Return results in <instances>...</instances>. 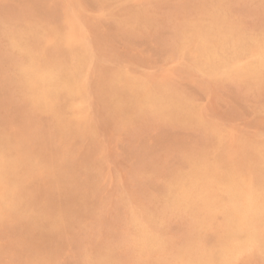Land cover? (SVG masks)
<instances>
[{
  "label": "rangeland",
  "instance_id": "374dc122",
  "mask_svg": "<svg viewBox=\"0 0 264 264\" xmlns=\"http://www.w3.org/2000/svg\"><path fill=\"white\" fill-rule=\"evenodd\" d=\"M151 1L153 4L151 3ZM259 1L260 0H252V1L251 0H216V1L215 0H205V1L204 0H197V1L195 0H79V1L78 0L75 1L74 0H67V1L66 0H0V25H1L0 43L2 44V45L0 44V61L2 62V63L0 62V68H1L0 69V128H1L0 133H2L0 134V138H1L0 139V148H1L0 177L2 178L4 175L2 179L0 178V198H1L0 202L3 203V205L0 203V210H2L0 212V264H25V262L27 264L28 261H29L28 264H39V263L40 264L43 263L44 264H102L104 262H105L104 264H109V263L127 264V261L128 264L131 263L146 264V262L147 264H151V263L167 264L166 262H168V264H172V263L183 264V260H185V258H183V256L180 255L181 252L180 250L181 248L183 249V247H185L187 243L191 242L193 244V247L190 248L191 252L189 250L190 253L188 256L193 262L195 260L194 258H197L201 247L207 246L209 248L218 241L219 237L222 235V231H220L221 230L220 225L222 223L221 216L217 214V216L212 215L211 217L209 216L207 217L205 213L199 211L197 217L195 212L193 211L194 209L190 208L191 210H189V208H184L181 205L178 204L175 205V203H173L174 202L173 197L177 193L175 189L177 188L176 185L178 184L176 183L178 181H181V179L179 178L184 177L185 173L187 174L188 173L187 171L192 170L197 163L205 162L207 164H212V163L221 162L224 165L221 163L220 165L222 166L226 165L225 167L234 169L233 172L235 173L237 179L240 177L239 180L242 181L246 179L248 176V178L250 179H246L243 181L244 184L247 182L245 185L247 186L250 185L249 187H253V188H262L264 193V171H263L264 170V153H263L264 152V143H263L264 142V137H263L264 135V70L259 72L257 75H236L232 73L231 74L224 72L222 73L221 71H211L202 65L203 59L200 55L197 54L196 43L198 36L201 34L202 36L207 34L205 36L207 39H209L208 33L212 34V32L216 31L217 25L218 28H223L224 26H229L232 28L234 27L237 32L242 34H247L252 36L256 35V37L264 36V21H263L264 1L263 0H261V2ZM115 3H119V4L122 3V4L120 6H118L119 4L118 5L116 4L115 6H113L115 8H113L112 5H114ZM143 3H145L144 4L145 6L143 5ZM231 7H233V9ZM69 8H70V12H69ZM104 9L105 11H103ZM106 9L108 10V13ZM29 13L30 15H28ZM205 13L209 14L210 17ZM36 14L38 15L36 16ZM214 14L216 17L214 16ZM33 15L36 16V17L34 16V20L32 19ZM41 16H43L44 18ZM219 18H221L222 20H219ZM14 19H16L17 21ZM257 19L260 20L259 23ZM39 20H41L43 23H41V21ZM222 21H225L226 23ZM64 22L68 25L66 26ZM227 22L230 23L231 25L228 24ZM14 23H16V25ZM253 24L256 26V28ZM23 26L25 27L27 26V27L23 28ZM190 26L194 28H191ZM251 26L254 28H252ZM13 27H16L18 29L16 28L14 29ZM44 27L48 29L45 28L46 29L45 30ZM37 29L39 32L37 31ZM53 30L55 31V33ZM253 30H255V32H252ZM19 31H21V33H18ZM46 32L49 33L46 34ZM61 32L63 33V35ZM51 33H53L54 35H52ZM41 35H43V37ZM29 36L30 37L32 36V38H30ZM26 37L28 38L27 40H25ZM51 38L52 41L50 40ZM20 39L24 40V42L22 40L20 41ZM87 42L89 43L87 44ZM56 43L57 45H55ZM32 44L34 45V47H32L33 46ZM26 45L27 47H25ZM44 47L46 48L44 49ZM61 47H63L64 49L63 48L61 49ZM173 47L174 49L172 50ZM30 52H32L33 54ZM4 53L6 57L4 56ZM45 55H48L47 59H46L47 56ZM72 55L74 56V58H71L73 57ZM4 57L7 58L8 60L5 59ZM28 57L29 59L31 58L32 60L30 59L31 61H29ZM105 58L108 59V61ZM15 59H17V61H15ZM19 59H21V61ZM248 59L251 64L256 62L255 56H250ZM40 61L41 64L39 65ZM54 61L56 62V64L54 63ZM23 62L24 65H22ZM29 62L31 63L29 64ZM42 63L44 65H42ZM49 64L50 66L47 69L52 75L51 81H48L47 82L48 84L44 86L42 84L38 85L40 82L38 81L37 77H35L34 75L40 74L41 72H43V70L45 71L46 69L44 68L48 67ZM62 65H64L65 67ZM71 65L74 66L72 67ZM32 66L35 71L31 69ZM37 66L39 67L37 68ZM87 66L89 67L91 66V67L87 68ZM122 66H124V68ZM25 67H28L29 69H26ZM80 67H82V69ZM58 68H60L61 70H57ZM86 68L88 70H86ZM67 69H69L68 70L69 73L67 72ZM30 73H32L33 75ZM57 73L58 74L60 73V75H58ZM24 75H26V77ZM27 75H32V76H27ZM149 76L151 77V79ZM71 77L74 79L72 80ZM65 79L69 81L72 80L71 81L72 84L75 83L73 85L74 87H72V90L67 89L68 92H66V89L63 88V84H62ZM59 80L60 81L62 80V82H60ZM211 82L213 83L210 84ZM30 83L34 85H31ZM103 84H105L106 86H104ZM204 84L205 85L207 84L208 87H206ZM99 86L101 89L99 88ZM70 91H72V93ZM27 92H29V94ZM138 92H140V95ZM49 94L50 96H48ZM93 94L94 97L92 96ZM142 95L145 96L143 97ZM140 96L142 98H140ZM71 97L73 98V100H75V102L71 100L72 99ZM124 97L127 98L128 100L125 99ZM77 98L78 99L80 98L81 102H79L80 99L79 101H77ZM42 99L46 102V104ZM88 100L90 103L88 102ZM58 103H60L59 107L57 105ZM105 104H107V107H105L106 106ZM139 104H141L140 107ZM165 104H167V106ZM198 104L200 109L197 108ZM60 106L61 107L66 106V107L61 108ZM191 106H193V108ZM54 109L56 111H54ZM76 110L79 111L77 112ZM189 112H191L192 114H190ZM62 113L64 116L62 115ZM184 113L187 114L184 115ZM200 114H203L204 117L203 120H207V122L202 121L201 118L203 117L202 116L200 117ZM215 117H217L218 120ZM193 118L196 119L194 120ZM181 119L184 124H182V122H179L181 121ZM60 120L63 121L61 122ZM174 121L177 123V125ZM188 121L190 122V124L188 123ZM208 121H212V122H208ZM79 123L80 125H82L81 127H79L80 126ZM210 123H212V126L213 125L216 126L212 127ZM218 123L220 125L223 124L222 127H219ZM206 125H208L207 127L209 128L206 129ZM63 126L65 129L63 128ZM33 128L36 130L39 129V131L33 130ZM212 128L215 129L216 131L213 130ZM14 129L16 132L14 131ZM18 130L21 131L20 134H18L19 133ZM216 132H219V134L217 135ZM233 132L236 133L233 134ZM63 133L66 134L63 135ZM35 134L37 135L34 136ZM49 134L51 138H49L50 137ZM79 135L81 138L78 137ZM255 135L259 139L261 137L260 139L261 141L258 140V138ZM42 138L44 140H42ZM22 139L23 140L29 139V140H27L28 141L27 142L25 140L21 141ZM47 139L50 140L48 141ZM78 139L81 141H78ZM215 139L216 141H214ZM9 140L11 141V143L8 142ZM223 141L226 142L224 143ZM62 142L64 144H62ZM28 143L29 145L26 146L25 144ZM41 143H43L44 145ZM13 144H15L16 147H14L15 145L13 146ZM34 144L35 146H33ZM96 144L98 146H95ZM8 145L11 148L10 147L7 148ZM53 145L54 146L56 145V147H53ZM217 145L219 148H217ZM4 146L6 147V149H2ZM38 146H40L38 149L39 151L37 150ZM189 147L191 148L189 149ZM22 148L25 149L26 151L29 150V152H26ZM61 148H63V150ZM211 151L212 153H210ZM215 151L216 152L219 151V152L215 153ZM4 152L7 153L5 154L8 157L4 154ZM13 154H15V156ZM198 154L203 155V156L201 155L202 159L199 158L200 156ZM250 154L252 157L250 156ZM4 155L7 158H5ZM240 156L243 159H245L246 164L244 163V161ZM187 157H189L191 161ZM10 158L12 159V161L13 160L14 161L12 162ZM15 158L17 159L15 160ZM8 160L11 161L12 165L10 162H8ZM82 161L84 162V164ZM66 162L67 163L70 162V163H68L67 165ZM5 163L7 164L9 163L10 166L6 165ZM231 163L234 164L232 165ZM241 163L243 164L241 165ZM40 164L43 166V168L39 167ZM244 164L246 167L244 166ZM6 166H9L8 167L9 169H7ZM19 166L20 168H18L17 170L16 167ZM30 167L32 169H30ZM174 168L179 173L176 172ZM249 168H251L252 171ZM172 169H174V171ZM247 169H249L250 171ZM27 170H29V172H27ZM67 170H70V172ZM238 171L240 172V174ZM175 173L177 174L181 173V174L177 175ZM236 173H238L239 175ZM45 175L47 176V178H44ZM41 176L44 177L42 178ZM169 177L173 178L174 180L171 179L170 182ZM92 178L95 180H93ZM32 179L35 180L33 181ZM167 180L168 182H166ZM172 180L174 182H172ZM249 181L252 183H250ZM162 185L164 186V189L162 188L163 187ZM46 187H48L50 190ZM26 188L27 190H25ZM7 190L8 191L11 190V191L8 192ZM165 190L168 192V194ZM60 191H62L63 194ZM23 193L25 194V196L23 195ZM165 194L168 196L167 198ZM13 195H15L13 199L14 201L12 200ZM77 195L79 196V198ZM74 196L77 197L75 198ZM156 197L157 199H155ZM89 199H91L93 203ZM171 201L174 206L171 204ZM138 203H140L141 205L140 204L138 205ZM142 203L143 204L145 203V206H143ZM162 203L165 204L163 205ZM146 205L149 207H147ZM165 205L169 207L167 208ZM49 207L51 208L49 209ZM164 207H166L165 210ZM36 208L38 209L37 211L38 213L36 212L37 210ZM80 208H82L83 210H81ZM143 208L144 211L142 210ZM132 209L133 210L136 209L135 211H137V213L134 211V214L136 215L139 212H141V214L139 213L141 216L139 214H138L139 216L132 214L133 213ZM30 210L32 211L34 210L35 213L34 211L32 212ZM157 210H159V212ZM172 210L174 213L172 212ZM191 211L193 212L194 215L192 214ZM152 213H154L153 216ZM158 213L159 214L161 213L162 215L158 216L159 215ZM167 214L170 215V217ZM143 215H147V217ZM149 217L150 219H148ZM216 217L219 218L217 219ZM203 218H205L206 223H204V221H200ZM260 218L262 219L261 220L262 222L258 220ZM17 219H19V222L17 221ZM141 219H142V223H141ZM185 219H188L189 221ZM263 219H264V215L254 220L255 221L254 223L258 224L256 226L262 230L264 229ZM171 220L172 222L173 221L174 222L173 223L170 222ZM8 222H10L11 224ZM189 222H191L192 225ZM199 222L200 223L203 222V223H201L200 225ZM154 223L156 224L154 225ZM28 224L31 225L29 226ZM137 224L138 226H136ZM204 225L206 226L203 227ZM141 226L142 227L145 226V228L144 227L142 228ZM192 226H194V228ZM196 226H198V228L201 226V229L196 228ZM5 228L6 229L8 228L10 230L8 229L6 230ZM160 228L163 229L160 230ZM211 229L213 231H211ZM147 230L157 234L158 236L160 234L159 238L161 239L162 237L165 240L161 239L160 243L156 245H151V244L148 245V242L144 240L142 236H140V238L138 239L139 235H143L144 231ZM163 230L164 231L167 230V231L164 232ZM156 232H158L159 234ZM173 232H175V234ZM129 233L133 234L134 236L130 235ZM172 233L177 238L173 236ZM182 233L185 234V236H183ZM192 235L193 237H191ZM172 237H174L175 241H173ZM169 238L172 240L170 241ZM195 239L197 240V243ZM138 240L139 242H137ZM204 240L207 242V244ZM67 242L70 244H68ZM161 242L162 244H164L163 242H165V244L163 245L165 248H163ZM132 243L134 245H132ZM181 243L183 246H181ZM24 244L26 245L23 246ZM37 244L39 245L37 246ZM175 245H177L179 249L177 248V246L175 247ZM81 246L84 248H82ZM155 247L158 249H155ZM111 248L113 249L111 250ZM141 248H143L144 251ZM150 248L151 250L153 249L152 252L151 250L149 251ZM174 248H177V250L180 252H177V250ZM109 251L111 253H109ZM158 252H162V253L158 254ZM84 253L86 254V256ZM90 255H92V257ZM116 255L119 257H117ZM190 255H192V257ZM172 256L174 257L175 261ZM103 257L105 258V260ZM152 257L155 258L152 259ZM99 258H101L102 261L100 260L98 262L97 260ZM158 258H159V262H157ZM114 259H116L117 261ZM163 259L164 261H166L165 263L164 262L161 263ZM170 259L172 260L170 261ZM231 259L232 260L230 264H240V263L264 264V249L261 248L260 246L252 245L247 250L241 253L234 254ZM134 261L135 263H133Z\"/></svg>",
  "mask_w": 264,
  "mask_h": 264
},
{
  "label": "bare ground",
  "instance_id": "6f19581e",
  "mask_svg": "<svg viewBox=\"0 0 264 264\" xmlns=\"http://www.w3.org/2000/svg\"><path fill=\"white\" fill-rule=\"evenodd\" d=\"M67 1V0H66ZM75 1V0H74ZM79 1V0H78ZM195 1H197V0H195ZM205 1V0H204ZM216 1V0H215ZM252 1V0H251ZM264 1V0H263ZM77 2V1H76ZM99 2V1H98ZM116 2V1H115ZM124 2V1H123ZM142 2H144V1H142ZM211 2V1H210ZM221 2V1H220ZM236 2V1H235ZM259 2H261V0L259 1ZM74 3V2H73ZM101 3V2H100ZM126 3V2H125ZM131 3V2H130ZM134 3H135V1H134ZM147 3V2H146ZM149 3V2H148ZM151 3H152V1H151ZM203 3H205V2H203ZM65 4V3H64ZM78 4V3H77ZM98 4V3H97ZM118 5L119 3H115L114 5H112V7L113 6H115V5ZM122 4V3H121ZM121 4H119L118 6H120ZM137 4V3H136ZM145 3H143V5H144ZM153 4V3H152ZM207 4V3H206ZM74 5V4H73ZM102 5V4H101ZM111 5V4H110ZM140 5H142V4H140ZM139 5V6H140ZM150 5V4H149ZM217 5H219V4H217ZM226 5V4H225ZM228 5V4H227ZM69 6V5H68ZM81 6V5H80ZM145 6V5H144ZM155 6V5H154ZM197 6V5H196ZM209 6H210V4H209ZM215 6V5H214ZM79 7V6H78ZM101 7V6H100ZM111 7V6H110ZM109 7V8H110ZM117 7V6H116ZM142 7V6H141ZM192 7V6H191ZM222 7V6H221ZM229 7V6H228ZM261 7V6H260ZM76 8V7H75ZM108 8V7H107ZM113 8H115V7H113ZM147 8V7H146ZM153 8V7H152ZM193 8H194V6H193ZM200 8H203V7H200ZM214 8V7H213ZM223 8V7H222ZM232 9H233V7H231ZM79 9V8H78ZM82 9V8H81ZM111 9V8H110ZM109 9V10H110ZM117 9V8H116ZM190 9V8H189ZM231 9V10H232ZM19 10H21V9H19ZM80 10V9H79ZM128 10V9H127ZM126 10V11H127ZM194 10V9H193ZM217 10V9H216ZM260 10V9H259ZM30 11V10H29ZM32 11H33V9H32ZM67 11V10H66ZM82 11H84V10H82ZM103 11H105V9L103 10ZM106 11H107V13H108V10L106 9ZM111 11V10H110ZM116 11V10H115ZM205 11V10H204ZM233 11V10H232ZM258 11V10H257ZM20 12V11H19ZM65 12V11H64ZM69 12H70V8H69ZM118 12V11H117ZM116 12V13H117ZM207 12V11H206ZM218 12V11H217ZM231 12V11H230ZM229 12V13H230ZM33 13V12H32ZM35 13V12H34ZM119 13V12H118ZM129 13V12H128ZM215 13V12H214ZM234 13V12H233ZM262 13V12H261ZM65 14V13H64ZM73 14V13H72ZM150 14H152V13H150ZM197 14V13H196ZM205 14H207V13H205ZM264 14V13H263ZM2 15V14H1ZM28 15H30V13L28 14ZM38 14H36V16H37ZM112 15V14H111ZM110 15V16H111ZM207 15H209V14H207ZM218 15V14H217ZM223 15V14H222ZM3 16V15H2ZM34 16L35 15H33V20H34ZM35 16V17H36ZM40 16V15H39ZM38 16V17H39ZM78 16V15H77ZM88 16V15H87ZM90 16V15H89ZM113 16H115V15H113ZM199 16V15H198ZM214 16H215V14H214ZM41 17H43V16H41ZM63 17V16H62ZM86 17V16H85ZM188 17V16H187ZM192 17V16H191ZM209 17H210V15H209ZM216 17V16H215ZM224 17V16H223ZM30 18V17H29ZM44 18V17H43ZM42 18V19H43ZM83 18V17H82ZM90 18V17H89ZM124 18V17H123ZM218 18V17H217ZM27 19V18H26ZM38 19V18H37ZM59 19V18H58ZM87 19V18H86ZM116 19V18H115ZM224 19V18H223ZM260 19V18H259ZM6 20V19H5ZM8 20V19H7ZM14 20H16V19H14ZM14 20H13V22H14ZM25 20V19H24ZM88 20V19H87ZM219 20H222L221 18H219ZM225 20V19H224ZM229 20H231V19H229ZM258 20V19H257ZM17 21V20H16ZM23 21V20H22ZM39 21H41V20H39ZM50 21V20H49ZM55 21V20H54ZM262 21V20H261ZM264 21V20H263ZM38 22V21H37ZM122 22H123V20H122ZM143 22V21H142ZM206 22V21H205ZM222 22H225V21H222ZM260 22V20H258V23ZM5 23V22H4ZM7 23H8V21H7ZM18 23V22H17ZM26 23V22H25ZM41 23H43L42 21H41ZM65 23V22H64ZM71 23V22H70ZM188 23V22H187ZM201 23V22H200ZM226 23V22H225ZM228 23V22H227ZM2 24V23H1ZM10 24V23H9ZM15 25H16V23H14ZM13 24V25H14ZM19 24V23H18ZM50 24H51V22H50ZM53 24V23H52ZM66 24V23H65ZM64 24V25H65ZM216 24H217V22H216ZM220 24V23H219ZM223 24V23H222ZM228 24H230V23H228ZM239 24V23H238ZM8 25V24H7ZM23 25V24H22ZM47 25H49V24H47ZM68 24H66V26H67ZM75 25V24H74ZM79 25V24H78ZM190 25V24H189ZM207 25V24H206ZM225 25V24H224ZM231 25V24H230ZM254 25V24H253ZM262 25V24H261ZM1 26V25H0ZM9 26H11V25H9ZM37 26H39V25H37ZM58 26V25H57ZM181 26V25H180ZM255 26V25H254ZM257 26H258V24H257ZM260 26V25H259ZM27 27V26H26ZM25 26H23V28H26ZM35 27V26H34ZM33 27V28H34ZM77 27V26H76ZM123 27V26H122ZM184 27V26H183ZM191 27V26H190ZM217 27V30L216 31H214V32H212V34L211 33H208V36H209V39H207L206 38V36L205 35H207V34H205L204 32V36H202V34L201 35H199L198 36V38H197V43H196V50H197V54L198 55H200L201 57H202V59H203V66L205 67V68H207V69H209V70H211V71H221L222 73L224 72V73H232V74H236V75H257L259 72H261V71H263L264 70V36H261V37H256V35H254V36H252V35H247V34H242V33H239V32H237L236 30H235V28L233 29L232 27H229V26H222L223 28H218V25L216 26ZM237 27H239V26H237ZM252 27V26H251ZM14 29L16 28V27H13ZM21 28V27H20ZM39 28H41V27H39ZM38 28V29H39ZM46 27H44V29H45ZM53 28H54V26H53ZM73 28H75V27H73ZM130 28V27H129ZM191 28H194V27H191ZM244 28V27H243ZM252 28H254V27H252ZM255 28H256V26H255ZM12 29V28H11ZM13 29V30H14ZM16 29H18V28H16ZM38 29H37V31H38ZM46 29H48V28H46ZM45 29V30H46ZM51 29V28H50ZM59 29V28H58ZM61 29V28H60ZM209 29H211V28H209ZM237 29V28H236ZM245 29V28H244ZM35 30V29H34ZM33 30V31H34ZM42 30V29H41ZM55 30H56V28H55ZM69 30V29H68ZM204 30V29H203ZM3 31V30H2ZM22 31V30H21ZM21 31H19L18 33H21ZM30 31H31V28H30ZM29 31V32H30ZM43 31V30H42ZM54 31V30H53ZM59 31V30H58ZM62 31H64V30H62ZM80 31V30H79ZM199 31V30H198ZM209 31V30H208ZM242 31V30H241ZM260 31H261V29H260ZM263 31V30H262ZM15 32V31H14ZM29 32H27V33H29ZM35 32V31H34ZM39 32V31H38ZM49 32H50V30H49ZM48 32V33H49ZM51 32H52V30H51ZM243 32V31H242ZM252 32H255V30H253ZM47 32H46V34H48ZM54 33H55V31H54ZM62 33V32H61ZM261 33V32H260ZM25 34V33H24ZM23 34V35H24ZM42 34V33H41ZM52 35H54L53 33H51ZM57 34V33H56ZM74 34V33H73ZM77 34V33H76ZM75 34V35H76ZM86 34V33H85ZM210 34H211V36H210ZM250 34V33H249ZM12 35V34H11ZM14 35V34H13ZM16 35H17V32H16ZM16 35H15V37H16ZM22 35V34H21ZM20 35V36H21ZM38 35V34H37ZM36 35V36H37ZM62 35H63V33H62ZM79 35V34H78ZM191 35V34H190ZM261 35V34H260ZM36 36H34V37H36ZM42 37H43V35H41ZM49 36H51V35H49ZM30 37V36H29ZM44 37H45V35H44ZM54 37V36H53ZM78 37H80V36H78ZM83 37V36H82ZM11 38V37H10ZM13 38V37H12ZM30 38H32V36L30 37ZM39 38V37H38ZM38 38H37V40H38ZM41 38V37H40ZM58 38V37H57ZM62 38V37H61ZM84 38H85V36H84ZM88 38V37H87ZM86 38V39H87ZM179 38V37H178ZM211 38V39H210ZM15 39V38H14ZM28 38L26 37V39L25 40H27ZM35 39V38H34ZM42 39H45V38H42ZM74 39V38H73ZM22 39H20V41H21ZM36 40V41H37ZM51 41H52V38L50 39ZM63 40V39H62ZM76 40V39H75ZM175 40V39H174ZM180 40V39H179ZM187 40V39H186ZM17 41V40H16ZM19 41V40H18ZM23 42H24V40H22ZM31 41V40H30ZM29 41V42H30ZM35 41V42H36ZM57 41V40H56ZM59 41V40H58ZM81 41V40H80ZM88 41V40H87ZM7 42V41H6ZM33 42V41H32ZM34 42V43H35ZM40 42V41H39ZM45 42H46V40H45ZM83 42V41H82ZM180 42V41H179ZM14 43H15V40H14ZM28 43V42H27ZM38 43V42H37ZM48 43H49V41H48ZM62 43H65V42H62ZM89 42H87V44H88ZM92 43V42H91ZM175 43V42H174ZM188 43V42H187ZM1 44V43H0ZM17 44V43H16ZM59 44V43H58ZM2 45V44H1ZM8 45V44H7ZM33 45V44H32ZM55 45H57V43L55 44ZM54 45V46H55ZM70 45V44H69ZM68 45V46H69ZM74 45H76V44H74ZM83 45H85V44H83ZM188 45V44H187ZM191 45V44H190ZM28 46H31V45H28ZM37 46V45H36ZM35 46V47H36ZM62 46V45H61ZM64 46V45H63ZM89 46V45H88ZM88 46H86V47H88ZM96 46V45H95ZM185 46V45H184ZM6 47V46H5ZM14 47V46H13ZM12 47V48H13ZM25 47H27V45L25 46ZM32 47H34V45L32 46ZM73 47V46H72ZM76 47V46H75ZM192 47V46H191ZM194 47V46H193ZM2 48V47H1ZM4 48V47H3ZM9 48V47H8ZM22 48H24V47H22ZM29 48V47H28ZM27 48V49H28ZM38 48V47H37ZM36 48V49H37ZM40 48V47H39ZM46 47H44V49H45ZM63 47H61V49H62ZM74 48V47H73ZM17 49V48H16ZM30 49H32V48H30ZM48 49V48H47ZM64 49V48H63ZM76 49V48H75ZM86 49H88V48H86ZM86 49H85V51H86ZM174 49V47L172 48V50ZM8 50V49H7ZM18 50H20V49H18ZM25 50V49H24ZM35 50V49H34ZM40 50V49H39ZM70 50V49H69ZM78 50V49H77ZM76 50V51H77ZM91 50V49H90ZM46 51V50H45ZM67 51V50H66ZM89 51V50H88ZM194 51V50H193ZM2 52H4V51H2ZM11 52V51H10ZM19 52V51H18ZM26 52V51H25ZM35 52V51H34ZM41 52V51H40ZM64 52V51H63ZM90 52V51H89ZM100 52V51H99ZM28 53V52H27ZM30 53H32V52H30ZM51 53V52H50ZM72 53V52H71ZM87 53V52H86ZM3 54V53H2ZM20 54H21V52H20ZM33 54V53H32ZM41 54V53H40ZM48 54V53H47ZM58 54V53H57ZM56 54V55H57ZM68 54H69V52H68ZM101 54V53H100ZM36 55V54H35ZM39 55V54H38ZM51 55V54H50ZM73 55H74V53H73ZM72 55V56H73ZM172 55H174V54H172ZM192 55V54H191ZM4 56H5V53H4ZM16 56V55H15ZM32 56V55H31ZM44 56V55H43ZM45 56H47L46 57V59L48 58V55H45ZM58 56V55H57ZM250 56H255V58H256V62L255 63H253V64H251L250 63V61H249V57ZM6 57V56H5ZM4 57V58H5ZM9 57V56H8ZM17 57V56H16ZM55 57V56H54ZM71 57V56H70ZM87 57V56H86ZM90 57V56H89ZM199 57V56H198ZM38 58V57H37ZM37 58H36V60H37ZM50 58V57H49ZM60 58V57H59ZM63 58V57H62ZM71 58H74V56L73 57H71ZM109 58V57H108ZM185 58V57H184ZM5 59H7V58H5ZM28 59H29V57H28ZM31 59V58H30ZM29 59V61H31ZM33 59H34V57H33ZM40 59V58H39ZM52 59V58H51ZM57 59V58H56ZM66 59V58H65ZM84 59H86V58H84ZM99 59V58H98ZM106 59V58H105ZM174 59V58H173ZM8 60V59H7ZM10 60V59H9ZM20 61H21V59H19ZM55 60V59H54ZM58 60V59H57ZM107 61H108V59H106ZM175 60V59H174ZM3 61V60H2ZM11 61H12V59H11ZM15 61H17V59H15ZM46 61V60H45ZM44 61V62H45ZM51 61V60H50ZM61 61V60H60ZM65 61V60H64ZM68 61H70V60H68ZM73 61V60H72ZM111 61V60H110ZM109 61V62H110ZM191 61V60H190ZM193 61V60H192ZM1 62V61H0ZM33 62H35V61H33ZM37 62V61H36ZM115 62V61H114ZM172 62V61H171ZM2 63V62H1ZM22 63V62H21ZM31 62H29V64H30ZM39 63V62H38ZM54 63L56 64V62L54 61ZM59 63V62H58ZM68 63V62H67ZM73 63V62H72ZM88 63H90V62H88ZM120 63V62H119ZM193 63V62H192ZM200 63V62H199ZM8 64V63H7ZM18 64H19V61H18ZM28 64V65H29ZM41 64V61H40V63H39V65ZM50 64H52V63H50ZM50 64L48 65V67H46V68H44V69H46L45 71L43 70V72H41L40 74H36V75H34L35 77H37V79H38V81L40 82L38 85H40V84H42L43 86L44 85H46V84H48L47 82L48 81H51V79H52V75H51V73L48 71V69L47 68H49V66H50ZM66 64V63H65ZM69 64V63H68ZM79 64V63H78ZM130 64V63H129ZM201 64V63H200ZM3 65V64H2ZM22 65H24V62H23V64ZM21 65V66H22ZM32 65V64H31ZM42 65H44L43 63H42ZM70 65V64H69ZM201 65V66H202ZM5 66V65H4ZM55 66V65H54ZM61 66V65H60ZM62 66H64V65H62ZM68 66V65H67ZM72 66V65H71ZM74 66V65H73ZM72 66V67H73ZM78 66V65H77ZM81 66V65H80ZM197 66V65H196ZM29 67V66H28ZM28 67H25L26 69H29ZM39 66H37V68H38ZM51 67H52V65H51ZM65 67V66H64ZM91 67V66H90ZM89 66H87V68H90ZM98 67V66H97ZM121 67V66H120ZM123 68H124V66H122ZM36 68V69H37ZM67 68H70V67H67ZM81 69H82V67H80ZM86 68V70H88ZM93 68H94V66H93ZM113 68V67H112ZM1 69V68H0ZM2 69H4V68H2ZM7 69V68H6ZM20 69V68H19ZM23 69V68H22ZM31 69H33V66H32V68ZM30 69V70H31ZM42 69H43V67H42ZM63 69V68H62ZM75 69H77V68H75ZM84 69H85V67H84ZM127 69V68H126ZM140 69V68H139ZM13 70V69H12ZM57 70H61L60 68H58ZM69 69H67V72L69 73V71H68ZM90 70V69H89ZM98 70V69H97ZM141 70V69H140ZM201 70V69H200ZM199 70V71H200ZM23 71V70H22ZM33 71H35L34 69H33ZM56 71V70H55ZM54 71V72H55ZM76 71V70H75ZM81 71V70H80ZM79 71V72H80ZM123 71V70H122ZM144 71V70H143ZM19 72V71H18ZM24 72V71H23ZM32 72V71H31ZM40 72V71H39ZM54 72H53V74H54ZM95 72V71H94ZM128 72V71H127ZM25 73V72H24ZM27 73V72H26ZM38 73V72H37ZM61 73V72H60ZM60 73L58 74V75H60ZM62 73H63V71H62ZM90 73V72H89ZM116 73V72H115ZM119 73V72H118ZM121 73V72H120ZM200 73V72H199ZM215 73V72H214ZM30 74H32V73H30ZM71 74V73H70ZM81 74V73H80ZM91 74V73H90ZM139 74V73H138ZM198 74V73H197ZM202 74V73H201ZM33 75V74H32ZM32 75H27V76H32ZM57 75V76H58ZM62 75V74H61ZM72 75V74H71ZM74 75V74H73ZM77 75V74H76ZM84 75V74H83ZM106 75V74H105ZM135 75V74H134ZM142 75V74H141ZM199 75V74H198ZM263 75V74H262ZM25 77H26V75H24ZM56 76V77H57ZM110 76V75H109ZM125 76V75H124ZM144 76V75H143ZM142 76V77H143ZM201 76V75H200ZM220 76V75H219ZM56 77H54V78H56ZM68 77H69V75H68ZM86 77V76H85ZM95 77V76H94ZM98 77H100V76H98ZM141 77V76H140ZM148 77V76H147ZM150 77V76H149ZM203 77V76H202ZM217 77V76H216ZM231 77V76H230ZM30 78V77H29ZM29 78H27V79H29ZM32 78V77H31ZM53 78V79H54ZM59 78V77H58ZM61 78V77H60ZM72 78V77H71ZM80 78V77H79ZM114 78V77H113ZM124 78V77H123ZM128 78V77H127ZM209 78V77H208ZM238 78H239V76H238ZM246 78V77H245ZM244 78V79H245ZM260 78V77H259ZM74 78H72V80H73ZM78 79V78H77ZM148 79V78H147ZM150 79H151V77H150ZM233 79V78H232ZM235 79V78H234ZM71 80V81H72ZM114 80V79H113ZM131 80V79H130ZM154 80V79H153ZM224 80V79H223ZM19 81V80H18ZM57 81V80H56ZM60 81V80H59ZM71 81H69V80H67V79H65L64 81H63V88H65L66 89V92H68L67 91V89L68 90H72V87H74L73 85L75 84V83H73L72 84V82ZM75 81H76V79H75ZM80 81V80H79ZM126 81V80H125ZM128 81V80H127ZM133 81V80H132ZM208 81V80H207ZM231 81V80H230ZM244 81V80H243ZM13 82V81H12ZM34 82H36V81H34ZM55 82V81H54ZM60 82H62V80L60 81ZM74 82V81H73ZM92 82V81H91ZM109 82V81H108ZM121 82V81H120ZM119 82V83H120ZM136 82V81H135ZM218 82H219V80H218ZM19 83V82H18ZM52 83V82H51ZM100 83V82H99ZM127 83V82H126ZM142 83V82H141ZM213 82H211L210 84H212ZM254 83H255V81H254ZM21 84V83H20ZM29 84V83H28ZM31 84V83H30ZM98 84V83H97ZM112 84V83H111ZM139 84V83H138ZM156 84V83H155ZM27 85V84H26ZM31 85H34V84H31ZM82 85V84H81ZM100 85H102V84H100ZM104 86H106L105 84H103ZM205 85V84H204ZM243 85V84H242ZM49 86V85H48ZM52 86V85H51ZM54 86H56V85H54ZM145 86V85H144ZM206 87H208L207 86V84L205 85ZM250 86V85H249ZM22 87V86H21ZM91 87V86H90ZM124 87V86H123ZM122 87V88H123ZM128 87V86H127ZM132 87V86H131ZM147 87V86H146ZM165 87V86H164ZM210 87V86H209ZM25 88V87H24ZM41 88H42V86H41ZM58 88H60V87H58ZM76 88V87H75ZM99 88H100V86H99ZM113 88V87H112ZM118 88V87H117ZM130 88V87H129ZM101 89V88H100ZM99 89V90H100ZM120 89H121V87H120ZM146 89H148V88H146ZM157 89V88H156ZM205 89V88H204ZM261 89V88H260ZM74 90V89H73ZM116 90V89H115ZM134 90V89H133ZM137 90V89H136ZM145 90V89H144ZM144 90H141V91H144ZM208 90V89H207ZM210 90V89H209ZM251 90V89H250ZM254 90V89H253ZM14 91V90H13ZM17 91V90H16ZM59 91V90H58ZM65 91V90H64ZM82 91V90H81ZM95 91V90H94ZM107 91V90H106ZM113 91V90H112ZM120 91V90H119ZM129 91V90H128ZM139 91V90H138ZM211 91V90H210ZM24 92H25V89H24ZM23 92V93H24ZM37 92V91H36ZM56 92V91H55ZM71 93H72V91H70ZM79 92V91H78ZM90 92V91H89ZM104 92V91H103ZM135 92V91H134ZM19 93V92H18ZM28 94H29V92H27ZM26 93V94H27ZM32 93V92H31ZM46 93V92H45ZM50 93V92H49ZM60 93H62V92H60ZM59 93V94H60ZM80 93V92H79ZM91 93H92V91H91ZM97 93V92H96ZM118 93V92H117ZM121 93V92H120ZM133 93V92H132ZM139 93V95H140V92H138ZM142 93V92H141ZM148 93V92H147ZM256 93V92H255ZM15 94V93H14ZM21 94V93H20ZM25 94V93H24ZM52 94V93H51ZM58 94V95H59ZM70 94V93H69ZM74 94V93H73ZM98 94V93H97ZM107 94V93H106ZM110 94V93H109ZM143 94H144V92H143ZM183 94V93H182ZM209 94V93H208ZM211 94V93H210ZM57 95V96H58ZM81 95V94H80ZM103 95H105V94H103ZM113 95V94H112ZM115 95V94H114ZM119 95V94H118ZM126 95V94H125ZM129 95V94H128ZM138 95V94H137ZM145 95H146V93H145ZM145 95H142L143 97L145 96ZM48 96H50V94L48 95ZM90 96V95H89ZM93 97H94V94L92 95ZM134 96V95H133ZM153 96V95H152ZM158 96V95H157ZM13 97V96H12ZM61 97V96H60ZM79 97V96H78ZM101 97H102V95H101ZM160 97V96H159ZM14 98H16V97H14ZM40 98V97H39ZM72 98V97H71ZM81 98V97H80ZM79 98V99H80ZM92 98V97H91ZM111 98V97H110ZM120 98V97H119ZM125 98V97H124ZM140 98H142L141 96H140ZM148 98V97H147ZM163 98V97H162ZM192 98V97H191ZM61 99V98H60ZM75 99V98H74ZM79 99L77 98V101H79ZM82 99V98H81ZM81 99H80V101L79 102H81ZM125 99H127V98H125ZM138 99H139V97H138ZM144 99V98H143ZM142 99V100H143ZM145 99H146V97H145ZM159 99V98H158ZM167 99V98H166ZM43 100V99H42ZM59 100V99H58ZM62 100V99H61ZM71 100H73V98L71 99ZM83 100V99H82ZM91 100V99H90ZM98 100V99H97ZM102 100V99H101ZM107 100V99H106ZM105 100V101H106ZM128 100V99H127ZM44 101V100H43ZM74 102H75V100H73ZM130 101V100H129ZM144 101V100H143ZM147 101V100H146ZM163 101V100H162ZM194 101V100H193ZM45 102V101H44ZM70 102V101H69ZM72 102V101H71ZM73 102V103H74ZM83 102V101H82ZM88 102H89V100H88ZM124 102V101H123ZM60 103H61V101H60ZM60 103H58L57 105H58V107H59V104ZM65 103V102H64ZM85 103V102H84ZM90 103V102H89ZM93 103V102H92ZM106 103V102H105ZM179 103V102H178ZM191 103V102H190ZM45 104H46V102H45ZM117 104H119V103H117ZM116 104V105H117ZM149 104V103H148ZM185 104V103H184ZM41 105V104H40ZM95 105V104H94ZM106 106L105 107H107V104H105ZM140 105L141 104H139V107H140ZM142 105H144V104H142ZM166 106H167V104H165ZM42 106V105H41ZM68 106H69V104H68ZM70 106H71V104H70ZM90 106H91V104H90ZM89 106V107H90ZM110 106H113V105H110ZM128 106V105H127ZM150 106V105H149ZM47 107V106H46ZM61 107V106H60ZM64 107V106H63ZM63 107H61V108H63ZM66 107V106H65ZM64 107V108H65ZM117 107V106H116ZM135 107V106H134ZM138 107V106H137ZM138 107V108H139ZM162 107V106H161ZM171 107V106H170ZM192 108H193V106H191ZM49 108V107H48ZM51 108V107H50ZM60 108V109H61ZM70 108V107H69ZM101 108V107H100ZM110 108V107H109ZM109 108H108V110H109ZM118 108V107H117ZM142 108V107H141ZM188 108H189V106H188ZM197 108H199V104H198V107ZM260 108V107H259ZM74 109V108H73ZM86 109V108H85ZM116 109V108H115ZM131 109H132V106H131ZM136 109V108H135ZM145 109V108H144ZM200 109V108H199ZM258 109V108H257ZM66 110V109H65ZM79 110H80V108H79ZM78 110V111H79ZM117 110V109H116ZM141 110V109H140ZM163 110V109H162ZM189 110V109H188ZM54 111H56L55 109H54ZM74 111V110H73ZM72 111V112H73ZM77 111V110H76ZM75 111V112H76ZM77 111V112H78ZM145 111V110H144ZM159 111V110H158ZM179 111V110H178ZM180 111H182V110H180ZM194 111V110H193ZM51 112H53V111H51ZM62 112V111H61ZM68 112V111H67ZM91 112H93V111H91ZM97 112V111H96ZM135 112V111H134ZM138 112V111H137ZM152 112V111H151ZM150 112V113H151ZM184 112V111H183ZM192 112V111H191ZM191 112H189L190 114H192ZM58 113H59V111H58ZM69 113V112H68ZM80 113V112H79ZM119 113V112H118ZM139 113V112H138ZM145 113V112H144ZM200 113H202V112H200ZM32 114V113H31ZM53 114V113H52ZM56 114V113H55ZM64 114H65V112H64ZM71 114V113H70ZM75 114V113H74ZM82 114V113H81ZM94 114V113H93ZM108 114V113H107ZM121 114V113H120ZM127 114V113H126ZM129 114H130V112H129ZM128 114V115H129ZM133 114V113H132ZM135 114V113H134ZM169 114V113H168ZM177 114V113H176ZM178 114H179V112H178ZM185 114H187V113H184V115ZM195 114V113H194ZM60 115V114H59ZM62 115H63V113H62ZM105 115V114H104ZM112 115V114H111ZM122 115V114H121ZM120 115V116H121ZM53 116V115H52ZM56 116V115H55ZM54 116V117H55ZM64 116V115H63ZM92 116V115H91ZM94 116H96V115H94ZM147 116V115H146ZM149 116V115H148ZM175 116V115H174ZM197 116H198V114H197ZM203 117V114H200V117ZM205 116V115H204ZM213 116V115H212ZM211 116V117H212ZM215 116V115H214ZM62 117V116H61ZM195 117V116H194ZM199 117V118H200ZM87 118V117H86ZM136 118V117H135ZM153 118V117H152ZM159 118V117H158ZM164 118V117H163ZM168 118H170V117H168ZM197 118V117H196ZM195 118V119H196ZM206 118V117H205ZM216 119H217V117H215ZM156 119V118H155ZM186 119H188V118H186ZM186 119H185V121H186ZM191 119H192V117H191ZM194 119V118H193ZM194 119V120H195ZM198 119V118H197ZM202 119V121H206L207 122V120H203L204 119V117L203 118H201ZM201 119H199V120H201ZM208 119V118H207ZM66 120V119H65ZM78 120V119H77ZM83 120V119H82ZM93 120V119H92ZM210 120V119H209ZM218 120V119H217ZM220 120V119H219ZM51 121V120H50ZM61 121V120H60ZM63 121V120H62ZM61 121V122H62ZM84 121V120H83ZM169 121H170V119H169ZM197 121V120H196ZM214 121V120H213ZM60 122V123H61ZM77 122V121H76ZM76 122H74V123H76ZM161 122V121H160ZM175 122V121H174ZM179 122H182V124H184L183 123V121H182V119H181V121H179ZM208 122H212V121H208ZM220 122V121H219ZM64 123V122H63ZM73 123V124H74ZM167 123V122H166ZM176 123V122H175ZM188 123L190 124V122L188 121ZM195 123V122H194ZM199 123H200V121H199ZM215 123V122H214ZM221 123V122H220ZM69 124V123H68ZM82 124V123H81ZM125 124H126V122H125ZM174 124V123H173ZM198 124V123H197ZM205 124V123H204ZM206 124H208V123H206ZM217 124V123H216ZM219 124V123H218ZM79 125H80V123H79ZM175 125V124H174ZM176 125H177V123H176ZM186 125V124H185ZM191 125H193V124H191ZM199 125V124H198ZM210 125L212 126V123H210ZM209 125V126H210ZM222 125L223 124H219V127H222ZM82 125H80L79 127H81ZM114 126V125H113ZM208 125H206V129L207 128H209V127H207ZM213 126H216V125H213ZM212 126V127H213ZM225 126V125H224ZM72 127V126H71ZM75 127V126H74ZM183 127V126H182ZM189 127V126H188ZM203 127V126H202ZM230 127V126H229ZM237 127V126H236ZM36 128V127H35ZM63 128H64V126H63ZM92 128V127H91ZM122 128V127H121ZM1 129V128H0ZM7 129V128H6ZM30 129V128H29ZM65 129V128H64ZM75 129V128H74ZM81 129V128H80ZM204 129H205V127H204ZM213 129V128H212ZM220 129V128H219ZM33 130H36V129H34L33 128ZM79 130V129H78ZM213 130H215V129H213ZM229 130V129H228ZM2 131V130H1ZM14 131H15V129H14ZM26 131H28V130H26ZM26 131H25V133H26ZM36 131H39V129L38 130H36ZM63 131V130H62ZM118 131H120V130H118ZM205 131V130H204ZM207 131V130H206ZM208 131H211V130H208ZM216 131V130H215ZM224 131V130H223ZM222 131V132H223ZM16 132V131H15ZM18 134H20V130H18ZM23 132V131H22ZM65 132V131H64ZM214 132V131H213ZM221 132V133H222ZM228 132V131H227ZM226 132V133H227ZM29 133V132H28ZM34 133V132H33ZM215 133V132H214ZM217 133V135L219 134V132H216ZM224 133V132H223ZM236 132H233V134H235ZM0 134H2V133H0ZM15 134V133H14ZM32 134V133H31ZM30 134V135H31ZM39 134H40V132H39ZM38 134V135H39ZM66 134V133H65ZM64 133H63V135H65ZM22 135V134H21ZM27 135V134H26ZM26 135H24V136H26ZM29 135V134H28ZM37 134H35L34 136H36ZM73 135V134H72ZM80 135H82V134H80ZM80 135L78 136V137H80ZM215 135V134H214ZM227 135V134H226ZM5 136V135H4ZM23 136V135H22ZM32 136V135H31ZM42 136V135H41ZM49 136H50V134H49ZM74 136V135H73ZM221 136V135H220ZM224 136V135H223ZM256 136V135H255ZM3 137V136H2ZM12 137V136H11ZM17 137V136H16ZM29 137V136H28ZM39 137V136H38ZM218 137V136H217ZM232 137V136H231ZM257 137V136H256ZM263 137H264V135H263ZM22 138V137H21ZM33 138V137H32ZM41 138V137H40ZM49 138H51V136L49 137ZM66 138V137H65ZM77 138V137H76ZM81 138V137H80ZM213 138V137H212ZM233 138V137H232ZM240 138V137H239ZM238 138V139H239ZM258 138V137H257ZM1 139V138H0ZM4 139H5V137H4ZM3 139V140H4ZM34 139V138H33ZM218 139V138H217ZM225 139V138H224ZM260 139H261V137H260ZM259 138H258V140H260ZM19 140H20V137H19ZM19 140H18V142H19ZM25 140V139H24ZM23 139L21 140V141H24ZM27 140H29V139H27ZM27 140H25V141H27ZM40 140V139H39ZM42 140H44L43 138H42ZM48 140V139H47ZM50 140V139H49ZM48 140V141H49ZM52 140V139H51ZM77 140V139H76ZM219 140V139H218ZM5 141H6V139H5ZM65 141V140H64ZM67 141V140H66ZM78 141H81V140H79L78 139ZM214 141H216V139L214 140ZM232 141H234V140H232ZM238 141V140H237ZM243 141V140H242ZM261 141V140H260ZM259 141V142H260ZM263 141V140H262ZM8 142H10L11 143V141L9 140ZM28 142V141H27ZM32 142V141H31ZM71 142V141H70ZM224 142V141H223ZM226 142V141H225ZM224 142V143H225ZM231 142V141H230ZM249 142H250V140H249ZM13 143V142H12ZM52 143V142H51ZM66 143V142H65ZM209 143V142H208ZM223 143V144H224ZM233 143V142H232ZM247 143V142H246ZM264 143V142H263ZM16 144V143H15ZM15 144H13V146L15 145ZM20 144V143H19ZM32 144V143H31ZM41 144H43V143H41ZM50 144V143H49ZM55 144V143H54ZM62 144H64L63 142H62ZM76 144V143H75ZM222 144V143H221ZM235 144V143H234ZM241 144V143H240ZM240 144H238V145H240ZM261 144V143H260ZM4 145H6V144H4ZM10 145V144H9ZM8 145V147L7 148H9L10 146ZM17 145V144H16ZM16 145L14 146V147H16ZM26 146L27 145H29V143L28 144H25ZM44 145V144H43ZM66 145V144H65ZM215 145V144H214ZM236 145V144H235ZM263 145V144H262ZM12 146V145H11ZM33 146H35V144L33 145ZM41 146V145H40ZM40 146H38V148H37V150L39 149V147ZM67 146V145H66ZM95 146H98L97 144L95 145ZM245 146V145H244ZM248 146H249V144H248ZM254 146V145H253ZM5 147V146H4ZM2 148V149H6V147L5 148ZM19 147V146H18ZM25 147V146H24ZM53 147H56V145L54 146L53 145ZM58 147V146H57ZM68 147V146H67ZM70 147V146H69ZM90 147V146H89ZM194 147V146H193ZM199 147H200V145H199ZM214 147V146H213ZM224 147V146H223ZM237 147V146H236ZM239 147V146H238ZM250 147H251V144H250ZM11 148V147H10ZM30 148V147H29ZM73 148V147H72ZM96 148V147H95ZM191 147H189V149H190ZM217 148H219L218 147V145H217ZM228 148V147H227ZM244 148H246V147H244ZM1 149V148H0ZM15 149V148H14ZM13 149V150H14ZM23 149V148H22ZM22 149H20V150H22ZM47 149V148H46ZM62 150H63V148H61ZM68 149V148H67ZM71 149V148H70ZM74 149V148H73ZM88 149V148H87ZM93 149V148H92ZM97 149V148H96ZM96 149H94V150H96ZM195 149V148H194ZM201 149V148H200ZM204 149H205V147H204ZM212 149V148H211ZM229 149V148H228ZM243 149V148H242ZM257 149V148H256ZM262 149V148H261ZM23 150H25V149H23ZM51 150V149H50ZM76 150V149H75ZM84 150H86V149H84ZM198 150V149H197ZM202 150V149H201ZM215 150V149H214ZM223 150V149H222ZM234 150V149H233ZM246 150V149H245ZM6 151V150H5ZM26 151V150H25ZM24 151V152H25ZM32 151V150H31ZM39 151V150H38ZM44 151H46V150H44ZM229 151V150H228ZM231 151V150H230ZM241 151V150H240ZM248 151V150H247ZM246 151V152H247ZM258 151V150H257ZM260 151V150H259ZM7 152V151H6ZM6 152H4V154L6 153ZM12 152V151H11ZM17 152H20V151H17ZM26 152H29V150L28 151H26ZM36 152V151H35ZM57 152V151H56ZM66 152V151H65ZM64 152V153H65ZM68 152V151H67ZM70 152V151H69ZM93 152V151H92ZM190 152V151H189ZM194 152V151H193ZM196 152V151H195ZM200 152V151H199ZM214 152V151H213ZM219 152V151H218ZM218 152H216L215 151V153H218ZM223 152V151H222ZM233 152V151H232ZM13 153V152H12ZM33 153V152H32ZM75 153V152H74ZM187 153V152H186ZM197 153V152H196ZM210 153H212V151L210 152ZM236 153V152H235ZM264 153V152H263ZM0 154H1V152H0ZM7 154V153H6ZM5 154V155H6ZM9 154H11V153H9ZM16 154H18V153H16ZM34 154V153H33ZM59 154V153H58ZM69 154H71V153H69ZM195 154V153H194ZM234 154V153H233ZM239 154V153H238ZM257 154V153H256ZM255 154V155H256ZM262 154V153H261ZM4 155V156H5ZM14 156H15V154H13ZM12 155V156H13ZM65 155V154H64ZM74 155V154H73ZM92 155V154H91ZM199 155V154H198ZM202 155V154H201ZM201 155H199L200 157L199 158H201ZM216 155V154H215ZM7 156V155H6ZM5 156V158H7ZM11 156V157H12ZM50 156V155H49ZM54 156H55V154H54ZM57 156V155H56ZM94 156V155H93ZM184 156V155H183ZM187 156V155H186ZM203 156V155H202ZM208 156H209V154H208ZM232 156V155H231ZM239 156V155H238ZM250 156H251V154H250ZM9 157H10V155H9ZM19 157V156H18ZM51 157V156H50ZM190 157V156H189ZM189 157H187V158H189ZM205 157V156H204ZM220 157V156H219ZM219 157H217V158H219ZM241 157V156H240ZM242 157H243V155H242ZM241 157V158H242ZM252 157V156H251ZM13 158V157H12ZM29 158V157H28ZM47 158V157H46ZM207 158V157H206ZM209 158V157H208ZM217 158H215V159H217ZM223 158H224V156H223ZM237 158V157H236ZM247 158V157H246ZM11 159V158H10ZM14 159V158H13ZM17 158H15V160H16ZM48 159V158H47ZM64 159V158H63ZM190 159V158H189ZM188 159V160H189ZM194 159V158H193ZM192 159V160H193ZM202 159V158H201ZM213 159V158H212ZM233 159V158H232ZM1 160V159H0ZM20 160H22V159H20ZM26 160H27V158H26ZM29 160V159H28ZM50 160V159H49ZM66 160V159H65ZM86 160V159H85ZM196 160V159H195ZM207 160V159H206ZM221 160V159H220ZM225 160V159H224ZM228 160V159H227ZM235 160V159H234ZM242 160L244 161V163H245V159H243L242 158ZM259 160V159H258ZM11 161H12V159H11ZM11 161H9L8 160V162H10L11 163ZM14 161V160H13ZM12 161V162H13ZM25 161V160H24ZM40 161V160H39ZM55 161V160H54ZM83 161H84V158H83ZM82 161V162H83ZM184 161H185V158H184ZM190 161H191V159H190ZM200 161V160H199ZM222 161V160H221ZM232 161V160H231ZM230 161V162H231ZM239 161H241V160H239ZM248 161V160H247ZM246 161V162H247ZM4 162V161H3ZM26 162V161H25ZM47 162H49V161H47ZM51 162H52V159H51ZM50 162V163H51ZM61 162V161H60ZM91 162V161H90ZM89 162V163H90ZM97 162V161H96ZM180 162H181V160H180ZM197 162H198V160H197ZM196 162V163H197ZM220 162V161H219ZM234 162V161H233ZM237 162V161H236ZM249 162V161H248ZM39 163V162H38ZM37 163V164H38ZM43 163V162H42ZM41 163V164H42ZM56 163V162H55ZM67 163V162H66ZM68 163H70V162H68ZM68 163H67V165H68ZM75 163V162H74ZM187 163V162H186ZM221 163V162H220ZM220 163H212V164H207V163H197L196 165L195 164H192V165H195V167L192 169V170H189V171H187L188 173L186 174L185 173V175H184V177H182V178H179V179H181V181H178L176 184H178V185H176L177 186V188L175 189L176 190V194H175V196L173 197L174 198V202L173 203H175V205L176 204H178V205H181V206H183L184 208H189V210H191V209H194L193 211L195 212V214H196V216L198 217V212L200 211H202L203 213H205L206 214V216L208 217H211L212 215H216L217 216V214H219L220 216H221V218H222V223H221V230L220 231H222V235L219 237V239H218V241L213 245V246H211V247H201L200 248V251H199V253H198V256H197V258H194L195 260L192 262L191 261V259L188 257L189 256V253L191 252V250H190V248H192L193 247V244L191 243V242H189V243H187V245L185 246V247H183V249L181 248V252L180 251H178L177 250V248L179 249V247L177 246V245H175V247L177 246V248H174V249H176L177 250V252H180V255H182L183 256V258H185V260H183V264H230V262H231V258H232V256L234 255V254H237V253H241V252H243V251H245V250H247L250 246H252V245H257V246H260L261 248H263L264 249V229L262 230V229H260L259 227H257L256 225H258V224H255L254 222V220L256 219V218H258V217H261L262 215H264V193H263V190H262V188H253V187H249V186H247V185H245L244 183H243V181L244 180H246V179H250V178H248V176H247V178L246 179H244V180H239V178L237 179L236 178V176H235V173L233 172L234 171V169H232V168H227V167H225V166H222V165H220ZM225 163H227V162H225ZM263 163V162H262ZM1 164V163H0ZM6 165H9L10 166V164L8 163H5ZM37 164H35V165H37ZM40 164V166L39 167H42L43 168V166ZM44 164V163H43ZM83 164H84V162H83ZM98 164V163H97ZM221 164H223V163H221ZM232 165L234 164V163H231ZM237 164V163H236ZM243 163H241V165H242ZM246 164V163H245ZM245 164H244V166H245ZM249 164V163H248ZM11 165H12V163H11ZM50 165V164H49ZM55 165V164H54ZM80 165V164H79ZM182 165V164H181ZM185 165V164H184ZM224 165V164H223ZM231 165V166H232ZM252 165V164H251ZM9 166H6L7 167V169H9L8 167ZM81 166V165H80ZM177 166V165H176ZM183 166V165H182ZM244 166H243V168H244ZM258 166V165H257ZM1 167V166H0ZM2 167H3V165H2ZM89 167H91V166H89ZM179 167H181V166H179ZM184 167V166H183ZM183 167H182V170H183ZM192 167V166H191ZM246 167V166H245ZM251 167V166H250ZM17 168V170H18V168H20V166L19 167H16ZM27 168V167H26ZM29 168V167H28ZM45 168H46V165H45ZM50 168H52V167H50ZM97 168V167H96ZM3 169H4V167H3ZM15 169V168H14ZM30 169H32L31 167H30ZM55 169V168H54ZM175 169V168H174ZM174 169H172L173 171H174ZM191 169V168H190ZM249 169H251V168H249ZM249 169H247V170H249ZM176 170V169H175ZM238 170V169H237ZM243 170H245V169H243ZM261 170V169H260ZM6 171H8V170H6ZM10 171V170H9ZM25 171V170H24ZM67 171H69L70 172V170H67ZM250 171V170H249ZM248 171V172H249ZM251 171H252V169H251ZM264 171V170H263ZM26 172V171H25ZM27 172H29V170H27ZM171 172V171H170ZM176 172H178L177 170H176ZM239 172V171H238ZM240 172H241V170H240ZM240 172H239V174H240ZM261 172V171H260ZM4 173V172H3ZM12 173V172H11ZM86 173V172H85ZM167 173H168V171H167ZM179 173V172H178ZM184 173V172H183ZM182 173V174H183ZM247 173V172H246ZM5 174V173H4ZM97 174V173H96ZM100 174V173H99ZM175 174H177V173H175ZM181 174V173H180ZM180 174H177V175H180ZM236 174H238V173H236ZM238 174V175H239ZM252 174H253V172H252ZM259 174V173H258ZM7 175V174H6ZM10 175H12V174H10ZM23 175H24V173H23ZM69 175V174H68ZM245 175H248V174H245ZM256 175V174H255ZM19 176V175H18ZM52 176V175H51ZM50 176V177H51ZM54 176V175H53ZM62 176V175H61ZM165 176V175H164ZM241 176V175H240ZM243 176V175H242ZM250 176V175H249ZM253 176V175H252ZM3 177H4V175H3ZM2 177V178H3ZM9 177V176H8ZM12 177V176H11ZM10 177V178H11ZM13 177H15V176H13ZM22 177V176H21ZM28 177V176H27ZM26 177V178H27ZM42 177V176H41ZM40 177V178H41ZM44 177V176H43ZM42 177V178H43ZM66 177V176H65ZM79 177V176H78ZM246 177V176H245ZM244 177V178H245ZM1 178V177H0ZM1 178V179H2ZM9 178V179H10ZM18 178V177H17ZM23 178V177H22ZM22 178H20V179H22ZM25 178V177H24ZM37 178V177H36ZM44 178H47V176L45 175V177ZM52 178V177H51ZM87 178V177H86ZM168 178V177H167ZM14 179V178H13ZM19 179V180H20ZM54 179V178H53ZM91 179V178H90ZM93 179V178H92ZM169 179H170V182H171V179H173V178H170L169 177ZM178 179V178H177ZM253 179V178H252ZM12 180V179H11ZM33 180V179H32ZM35 180V179H34ZM33 180V181H34ZM38 180V179H37ZM74 180V179H73ZM81 180V179H80ZM93 180H95V179H93ZM165 180V179H164ZM174 180V179H173ZM172 180V182H174ZM13 181V180H12ZM62 181V180H61ZM61 181H59V182H61ZM71 181V180H70ZM251 181V180H250ZM249 181V182H250ZM7 182V181H6ZM81 182V181H80ZM83 182V181H82ZM91 182V181H90ZM108 182V181H107ZM166 182H168V180L166 181ZM176 182V181H175ZM12 183V182H11ZM40 183V182H39ZM57 183V182H56ZM95 183V182H94ZM106 183V182H105ZM250 183H252V182H250ZM28 184V183H27ZM36 184V183H35ZM38 184V183H37ZM79 184V183H78ZM84 184V183H83ZM163 184H165V183H163ZM168 184V183H167ZM254 184V183H253ZM24 185V184H23ZM31 185V184H30ZM65 185V184H64ZM68 185V184H67ZM86 185V184H85ZM174 185V186H175ZM7 186V185H6ZM13 186V185H12ZM16 186V185H15ZM20 186V185H19ZM41 186V185H40ZM50 186V185H49ZM163 186V185H162ZM172 186V185H171ZM173 186V187H174ZM175 186V187H176ZM18 187V186H17ZM53 187V186H52ZM56 187V186H55ZM54 187V188H55ZM74 187V186H73ZM82 187V186H81ZM96 187H97V185H96ZM14 188V187H13ZM23 188V187H22ZM21 188V189H22ZM44 188V187H43ZM46 188H48V187H46ZM51 188V187H50ZM54 188H52V189H54ZM80 188V187H79ZM83 188V187H82ZM163 189H164V186L162 187ZM29 189V188H28ZM49 189V188H48ZM81 189V188H80ZM89 189V188H88ZM93 189V188H92ZM94 189H95V187H94ZM97 189V188H96ZM166 189V188H165ZM170 189V188H169ZM24 190V189H23ZM25 190H27V188L25 189ZM31 190H32V188H31ZM50 190V189H49ZM82 190V189H81ZM168 190V189H167ZM6 191V190H5ZM8 191V190H7ZM11 191V190H10ZM10 191H8V192H10ZM21 191V190H20ZM37 191V190H36ZM88 191H90V190H88ZM162 191V190H161ZM166 191V190H165ZM25 192V191H24ZM56 192V191H55ZM61 193H62V191H60ZM79 192V191H78ZM81 192V191H80ZM167 192V191H166ZM173 192V191H172ZM7 193V192H6ZM18 193V192H17ZM30 193V192H29ZM51 193V192H50ZM50 193H48V194H50ZM82 193V192H81ZM80 193V194H81ZM89 193V192H88ZM87 193V194H88ZM162 193V192H161ZM10 194H12V193H10ZM57 194V193H56ZM63 194V193H62ZM73 194V193H72ZM78 194V193H77ZM79 194V195H80ZM123 194V193H122ZM130 194H132V193H130ZM167 194H168V192H167ZM6 195V194H5ZM16 195V194H15ZM15 195H13V198H12V200L14 199V196ZM17 195H19V194H17ZM23 195L25 196V194L23 193ZM65 195V194H64ZM162 195V194H161ZM166 195V194H165ZM11 196V195H10ZM78 196V195H77ZM76 196V197H77ZM88 196V195H87ZM133 196H134V194H133ZM136 196V195H135ZM153 196V195H152ZM173 196V195H172ZM21 197V196H20ZM27 197V196H26ZM42 197V196H41ZM53 197H54V195H53ZM56 197V196H55ZM75 197V196H74ZM75 197V198H76ZM86 197V196H85ZM154 197V196H153ZM152 197V198H153ZM168 196L166 195V198H167ZM10 198V199H11ZM57 198V197H56ZM64 198V197H63ZM67 198V197H66ZM65 198V199H66ZM68 198H70V197H68ZM78 198H79V196H78ZM125 198V197H124ZM163 198V197H162ZM15 199H17V198H15ZM38 199V198H37ZM54 199V198H53ZM135 199V198H134ZM138 199V198H137ZM146 199V198H145ZM155 199H157V197L155 198ZM170 199V198H169ZM172 199V198H171ZM0 200H1V198H0ZM23 200V199H22ZM70 200V199H69ZM85 200V199H84ZM90 201H91V199H89ZM144 200V199H143ZM3 201V200H2ZM14 201V200H13ZM63 201H64V199H63ZM141 201V200H140ZM139 201V202H140ZM145 201V200H144ZM148 201V200H147ZM158 201V200H157ZM164 201V200H163ZM162 201V202H163ZM166 201V200H165ZM170 201V200H169ZM4 202V201H3ZM18 202V201H17ZM35 202V201H34ZM38 202V201H37ZM40 202V201H39ZM44 202V201H43ZM77 202V201H76ZM82 202V201H81ZM92 202V201H91ZM132 202V201H131ZM143 202V201H142ZM146 202V201H145ZM151 202V201H150ZM1 203V202H0ZM61 203H63V202H61ZM83 203V202H82ZM93 203V202H92ZM147 203V202H146ZM165 203H167V202H165ZM164 203V204H165ZM2 205H3V203H1ZM126 204V203H125ZM133 204V203H132ZM140 203H138V205H139ZM143 204V203H142ZM163 204V203H162ZM161 204V205H162ZM163 204V205H164ZM171 204H172V201H171ZM13 205V204H12ZM15 205V204H14ZM29 205V204H28ZM27 205V206H28ZM99 205V204H98ZM97 205V206H98ZM141 205V204H140ZM170 205V204H169ZM173 205V204H172ZM177 205V206H178ZM16 206V205H15ZM23 206V205H22ZM21 206V207H22ZM37 206V205H36ZM49 206H50V204H49ZM134 206V205H133ZM143 206H145V203L143 204ZM147 206V205H146ZM166 206V205H165ZM174 206V205H173ZM172 206V207H173ZM29 207H31V206H29ZM51 207H52V205H51ZM51 207H49V209L51 208ZM70 207V206H69ZM77 207V206H76ZM129 207V206H128ZM147 207H149V206H147ZM146 207V208H147ZM154 207V206H153ZM167 207V206H166ZM166 207H164V210H165V208ZM169 207V206H168ZM167 207V208H168ZM176 207V206H175ZM7 208V207H6ZM23 208V207H22ZM46 208V207H45ZM74 208V207H73ZM130 208H131V206H130ZM140 208V207H139ZM161 208H162V206H161ZM170 208H171V206H170ZM191 208V209H190ZM2 209V208H1ZM37 209V208H36ZM81 210H83L82 208H80ZM175 209V208H174ZM173 209V210H174ZM177 209H178V207H177ZM35 210V209H34ZM33 210V211H34ZM53 210V209H52ZM133 210V209H132ZM136 210V209H135ZM135 210H133L132 212V214H134V211ZM138 210V209H137ZM141 210V209H140ZM143 211H144V208L142 209ZM148 210V209H147ZM154 210V209H153ZM163 210V209H162ZM167 210V209H166ZM173 210H172V212H173ZM180 210H181V208H180ZM182 210H183V208H182ZM2 210H0V212H1ZM27 211H29V210H27ZM30 211H32V210H30ZM32 211V212H33ZM38 211V209L36 210V212ZM158 212H159V210H157ZM169 211H171V210H169ZM43 212V211H42ZM130 212H131V210H130ZM136 213H137V211H135ZM139 212V211H138ZM147 212V211H146ZM146 212H145V214H146ZM153 212V211H152ZM162 212V211H161ZM165 212V211H164ZM178 212V211H177ZM176 212V213H177ZM192 212V211H191ZM22 213V212H21ZM34 213H35V211H34ZM38 213V212H37ZM140 214H141V212H139ZM138 213V214H139ZM148 213V212H147ZM156 213V212H155ZM174 213V212H173ZM175 213V214H176ZM179 213V212H178ZM181 213H183V212H181ZM180 213V214H181ZM41 214H44V213H41ZM49 214V213H48ZM58 214V213H57ZM131 214V215H132ZM137 214V215H138ZM139 214V215H140ZM143 214V213H142ZM149 214V213H148ZM153 214L154 213H152V216H153ZM159 214V213H158ZM171 214V213H170ZM192 214H193V212H192ZM37 215V214H36ZM55 215V214H54ZM60 215V214H59ZM80 215V214H79ZM129 215V214H128ZM134 215H136V214H134ZM133 215V216H134ZM136 215V216H137ZM138 215V216H139ZM157 215V214H156ZM160 215H162L161 213L158 215V216H160ZM168 215V214H167ZM167 215H166V217H167ZM173 215V214H172ZM171 215V216H172ZM177 215H179V214H177ZM176 215V216H177ZM194 215V214H193ZM45 216V215H44ZM43 216V217H44ZM53 216V215H52ZM76 216V215H75ZM141 216V215H140ZM143 216H146L147 217V215H143ZM142 216V217H143ZM151 216V215H150ZM169 217H170V215H168ZM36 217V216H35ZM54 217H56V216H54ZM79 217V216H78ZM135 217V216H134ZM133 217V218H134ZM145 217V218H146ZM174 217V216H173ZM178 217V216H177ZM185 217V216H184ZM183 217V218H184ZM186 217H187V215H186ZM48 218V217H47ZM144 218V219H145ZM153 218H155V217H153ZM152 218V219H153ZM161 218V217H160ZM172 218V217H171ZM179 218V217H178ZM190 218V217H189ZM217 218V217H216ZM219 218V217H218ZM217 218V219H218ZM34 219V218H33ZM55 219V218H54ZM58 219V218H57ZM76 219V218H75ZM82 219V218H81ZM148 219H150V217L148 218ZM156 219H158V218H156ZM163 219V218H162ZM170 219V218H169ZM174 219V218H173ZM180 219V218H179ZM192 219V218H191ZM198 219V218H197ZM200 219H201V217H200ZM213 219V218H212ZM52 220V219H51ZM68 220V219H67ZM73 220V219H72ZM135 220V219H134ZM137 220H138V218H137ZM165 220V219H164ZM185 220H187V221H189L188 219H185ZM196 220V219H195ZM215 220V219H214ZM258 220H262L261 218L260 219H258ZM264 220V219H263ZM17 221L19 222V219H17ZM32 221V220H31ZM83 221V220H82ZM136 221V220H135ZM152 221V220H151ZM150 221V222H151ZM154 221V220H153ZM161 221V220H160ZM186 221V222H187ZM191 221V220H190ZM200 221H204V223H206V220H205V218H203L202 220H200ZM14 222H16V221H14ZM38 222H40V221H38ZM67 222V221H66ZM147 222V221H146ZM162 222V221H161ZM160 222V223H161ZM164 222H166V221H164ZM170 222H172V220L170 221ZM174 222V221H173ZM172 222V223H173ZM197 222V221H196ZM219 222H220V220H219ZM262 222V221H261ZM8 223H10V222H8ZM7 223V224H8ZM27 223H29V222H27ZM82 223V222H81ZM86 223H88V222H86ZM125 223V222H124ZM141 223H142V219H141ZM178 223V222H177ZM189 223H191V222H189ZM200 223V222H199ZM199 223H198V226H199ZM201 223H203V222H201ZM201 223H200V225H201ZM214 223V222H213ZM216 223V222H215ZM11 224V223H10ZM36 224V223H35ZM53 224V223H52ZM62 224V223H61ZM127 224V223H126ZM148 224V223H147ZM156 223H154V225H155ZM165 224V223H164ZM261 224V223H260ZM6 225V224H5ZM4 225V226H5ZM15 225V224H14ZM18 225V224H17ZM16 225V226H17ZM20 225V224H19ZM29 225V224H28ZM31 225V224H30ZM29 225V226H30ZM34 225V224H33ZM38 225H40V224H38ZM77 225V224H76ZM82 225V224H81ZM158 225V224H157ZM156 225V226H157ZM167 225V224H166ZM184 225V224H183ZM191 225H192V223H191ZM216 225V224H215ZM12 226V225H11ZM16 226H14V227H16ZM35 226V225H34ZM135 226V225H134ZM136 226H138V224L136 225ZM149 226V225H148ZM168 226V225H167ZM182 226V225H181ZM195 226V225H194ZM194 226H192L193 228H194ZM198 226H196V228H198ZM206 225H204L203 227H205ZM214 226V225H213ZM7 227H9V226H7ZM142 227V226H141ZM144 228H145V226H143ZM142 227V228H143ZM171 227V226H170ZM28 228H30V227H28ZM64 228V227H63ZM62 228V229H63ZM126 228V227H125ZM150 228V227H149ZM157 228V227H156ZM191 228V227H190ZM195 228V229H196ZM200 229H201V226L199 227ZM198 228V229H199ZM207 228V227H206ZM219 228V227H218ZM262 228V227H261ZM6 229V228H5ZM8 229V228H7ZM6 229V230H7ZM12 229V228H11ZM17 229V228H16ZM25 229V228H24ZM27 229V228H26ZM60 229V228H59ZM74 229V228H73ZM159 229V228H158ZM161 229H163V228H160V230ZM183 229V228H182ZM186 229V228H185ZM204 229V228H203ZM209 229H210V227H209ZM208 229V230H209ZM5 230V231H6ZM8 230H10V229H8ZM14 230H15V228H14ZM19 230V229H18ZM33 230H34V228H33ZM66 230V229H65ZM64 230V231H65ZM194 230V229H193ZM192 230V231H193ZM207 230V229H206ZM12 231V230H11ZM63 231V232H64ZM122 231V230H121ZM159 231V230H158ZM164 231V230H163ZM165 231H167V230H165ZM164 231V232H165ZM187 231V230H186ZM211 231H213L212 229H211ZM24 232V231H23ZM70 232V231H69ZM140 232V231H139ZM143 232V231H142ZM170 232V231H169ZM184 232H185V230H184ZM183 232V233H184ZM202 232V231H201ZM6 233V232H5ZM60 233V232H59ZM128 233V232H127ZM130 233H131V231H130ZM129 233V234H130ZM136 233H138V232H136ZM156 233H158V232H156ZM163 233V232H162ZM174 234H175V232H173ZM172 233V234H173ZM182 233V234H183ZM190 233V232H189ZM197 233V232H196ZM208 233V232H207ZM22 234V233H21ZM159 234V233H158ZM168 234V233H167ZM173 234V236H175ZM192 234V233H191ZM203 234V233H202ZM216 234V233H215ZM28 235V234H27ZM30 235H32V234H30ZM68 235V234H67ZM72 235V234H71ZM120 235V234H119ZM130 235H133V234H130ZM204 235H205V233H204ZM70 236V235H69ZM134 236V235H133ZM138 236V235H137ZM140 236H142L143 238H144V240H146L147 242H148V245L149 244H151V245H156V244H158V243H160V241H161V239H164V238H162L161 237V239L159 238V236H160V234H159V236L157 235V234H155V233H153V232H151V231H144V233H143V235H139V237H138V239L140 238ZM182 236V235H181ZM183 236H185V234H183ZM219 236V235H218ZM31 237V236H30ZM68 237V236H67ZM119 237V236H118ZM130 237V236H129ZM141 237V238H142ZM166 237V236H165ZM176 237V236H175ZM191 237H193V235L191 236ZM197 237V236H196ZM217 237V236H216ZM38 238V237H37ZM71 238V237H70ZM104 238V237H103ZM133 238V237H132ZM168 238V237H167ZM177 238V237H176ZM180 238V237H179ZM178 238V239H179ZM182 238V237H181ZM189 238V237H188ZM35 239H36V237H35ZM97 239V238H96ZM119 239V238H118ZM121 239V238H120ZM125 239H126V237H125ZM129 239H131V238H129ZM170 239V238H169ZM172 239H173V241H175L174 240V237H172ZM172 239H170V241L172 240ZM198 239V238H197ZM203 239H205V238H203ZM211 239V238H210ZM67 240V239H66ZM114 240H115V238H114ZM136 240V239H135ZM165 240V239H164ZM196 240V239H195ZM43 241V240H42ZM97 241V240H96ZM98 241H99V239H98ZM113 241V240H112ZM127 241H128V239H127ZM130 241V240H129ZM163 241V240H162ZM167 241V240H166ZM179 241V240H178ZM205 241V240H204ZM44 242V241H43ZM63 242V241H62ZM111 242V241H110ZM132 242V241H131ZM137 242H139V240L137 241ZM146 242V243H147ZM169 242V241H168ZM183 242V241H182ZM206 242V241H205ZM33 243V242H32ZM66 243V242H65ZM68 243V242H67ZM102 243V242H101ZM100 243V244H101ZM104 243H106V242H104ZM119 243V242H118ZM124 243V242H123ZM164 244H165V242H163ZM167 243V242H166ZM171 243V242H170ZM196 243H197V240H196ZM30 244V243H29ZM68 244H70V243H68ZM91 244V243H90ZM129 244V243H128ZM139 244H141V243H139ZM144 244V243H143ZM161 244H162V242H161ZM164 244H162V246L164 245ZM174 244V243H173ZM206 244H207V242H206ZM205 244V245H206ZM26 244H24L23 246H25ZM39 244H37V246H38ZM97 245V244H96ZM132 245H134L133 243H132ZM138 245V244H137ZM150 245V246H151ZM167 245V244H166ZM169 245V244H168ZM171 245V244H170ZM198 245V244H197ZM204 245V246H205ZM30 246V245H29ZM34 246H35V244H34ZM66 246V245H65ZM93 246H95V245H93ZM108 246V245H107ZM127 246V245H126ZM125 246V247H126ZM146 246H147V244H146ZM159 246H161V245H159ZM158 246V247H159ZM181 246H183L182 245V243H181ZM200 246V245H199ZM58 247V246H57ZM82 247V246H81ZM97 247V246H96ZM98 247H100V246H98ZM106 247V246H105ZM129 247V246H128ZM135 247V246H134ZM149 247V246H148ZM157 247V246H156ZM155 247V249H158V248H156ZM195 247V246H194ZM65 248V247H64ZM68 248V247H67ZM82 248H84V247H82ZM139 248V247H138ZM144 248V247H143ZM143 248H141L142 250H143ZM160 248V247H159ZM162 248V247H161ZM163 248H165L164 246H163ZM41 249V248H40ZM113 248H111V250H112ZM120 249V248H119ZM153 249H154V247H153ZM152 249V250H153ZM27 250V249H26ZM34 250V249H33ZM104 250V249H103ZM106 250H108V249H106ZM123 250V249H122ZM151 250V248L149 249V251ZM152 250H151V252H152ZM162 250V249H161ZM168 250V249H167ZM171 250V249H170ZM189 250H190V252H189ZM193 250V249H192ZM197 250V249H196ZM195 250V251H196ZM35 251V250H34ZM99 251V250H98ZM101 251V250H100ZM128 251H130V250H128ZM138 251H140V250H138ZM144 251V250H143ZM159 251H160V249H159ZM253 251V250H252ZM64 252V251H63ZM84 252V251H83ZM86 252V251H85ZM87 252H88V250H87ZM120 252V251H119ZM124 252V251H123ZM167 252V251H166ZM170 252V251H169ZM193 252V251H192ZM39 253V252H38ZM50 253V252H49ZM57 253V252H56ZM62 253V252H61ZM91 253V252H90ZM95 253V252H94ZM93 253V254H94ZM97 253V252H96ZM99 253V252H98ZM108 253V252H107ZM109 253H111L110 251H109ZM121 253V252H120ZM119 253V254H120ZM126 253H128V252H126ZM134 253V252H133ZM132 253V254H133ZM136 253V252H135ZM147 253V252H146ZM161 254L162 252H158V254ZM164 253V252H163ZM58 254V253H57ZM85 254V253H84ZM103 254H104V251H103ZM118 254V253H117ZM130 254V253H129ZM131 254V255H132ZM156 254V253H155ZM155 254H153V255H155ZM247 254V253H246ZM28 255H29V253H28ZM50 255V254H49ZM48 255V256H49ZM61 255V254H60ZM89 255V254H88ZM87 255V256H88ZM95 255V254H94ZM114 255V254H113ZM112 255V256H113ZM135 255V254H134ZM152 255V256H153ZM197 255V254H196ZM26 256H27V254H26ZM85 256H86V254H85ZM91 257H92V255H90ZM97 256V255H96ZM99 256V255H98ZM104 256V255H103ZM108 256V255H107ZM117 256V255H116ZM129 256V255H128ZM164 256H166V255H164ZM169 256V255H168ZM174 256V255H173ZM172 256V257H173ZM191 257H192V255H190ZM31 257V256H30ZM42 257V256H41ZM46 257V256H45ZM54 257V256H53ZM109 257H110V254H109ZM117 257H119V256H117ZM134 257V256H133ZM170 257V256H169ZM177 257H179V256H177ZM193 257H194V254H193ZM55 258V257H54ZM85 258V257H84ZM104 258V257H103ZM112 258H114V257H112ZM131 258V257H130ZM139 258V257H138ZM137 258V259H138ZM153 258H155V257H152V259ZM162 258V257H161ZM171 258V257H170ZM181 258V257H180ZM236 258V257H235ZM238 258H239V256H238ZM49 259V258H48ZM94 259V258H93ZM95 259H97V258H95ZM118 259V258H117ZM135 259V258H134ZM143 259V258H142ZM173 259H174V257H173ZM179 259V258H178ZM237 259V258H236ZM6 260V259H5ZM43 260V259H42ZM53 260V259H52ZM51 260V261H52ZM101 260V258H99L97 261L99 262ZM104 260H105V258H104ZM112 260V259H111ZM110 260V261H111ZM114 260H116V259H114ZM123 260V259H122ZM172 259H170V261H171ZM234 260V259H233ZM257 260V259H256ZM35 261H37V260H35ZM39 261H41V260H39ZM102 261V260H101ZM117 261V260H116ZM125 261V260H124ZM143 261V260H142ZM150 261V260H149ZM156 261V260H155ZM174 261H175V259H174ZM180 261H182V260H180ZM191 261V262H190ZM243 261V260H242ZM259 261V260H258ZM29 262V261H28ZM28 262H27V264H28ZM41 262H43V261H41ZM87 262H90V261H87ZM104 262V261H103ZM108 262V261H107ZM113 262H115V261H113ZM132 262V261H131ZM157 262H159V258H158V261ZM162 262H166V261H164V259L161 261V263ZM261 262V261H260ZM263 262V261H262ZM38 263V262H37ZM53 263V262H52ZM105 263V262H104ZM104 263H102V264H104ZM133 263H135V261L133 262ZM137 263H139V262H137ZM154 263V262H153ZM167 264H168V262H166ZM25 264H26V262H25ZM40 264V263H39ZM44 264V263H43ZM110 264V263H109ZM127 264H128V261H127ZM132 264V263H131ZM144 264V263H143ZM146 264H147V262H146ZM152 264V263H151ZM160 264V263H159ZM172 264H174V263H172ZM241 264V263H240Z\"/></svg>",
  "mask_w": 264,
  "mask_h": 264
}]
</instances>
